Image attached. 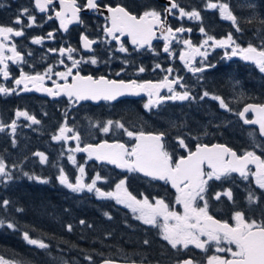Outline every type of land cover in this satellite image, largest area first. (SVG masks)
<instances>
[{"label":"snow or ice","instance_id":"1","mask_svg":"<svg viewBox=\"0 0 264 264\" xmlns=\"http://www.w3.org/2000/svg\"><path fill=\"white\" fill-rule=\"evenodd\" d=\"M59 7H55L56 0H33V7H21L9 25L0 24V75L5 80L10 78L9 62L14 65H23L27 63L24 55L18 50L15 43L9 45L13 37H23L26 28H32L37 25V17L33 11L48 14L47 20L55 19L59 21V29H54L47 33V39H55V34L59 30L67 32L69 25L79 24L85 28L80 33L81 47L90 55L87 58L81 56L80 59L74 58V53L79 49L70 44L59 49L49 48L48 52L64 57L67 54V64L64 59L59 60V64L64 66L63 71H57L55 67L49 64L43 72L34 71L27 73L21 67L20 76L12 77L16 87L9 88L0 84V94L12 95L19 94V91L43 92L50 97H67L68 104L72 107L80 104L82 101H116L124 96H140L144 94L148 97L143 107L151 111L160 106L165 101H194L196 96L191 89L184 83L181 76L173 77L174 69L169 67L161 69V65L156 63L154 69H161L167 74L162 80L139 81L137 79H110L104 75H82L81 64L97 65L101 63L99 57L95 54L94 45L105 44L108 41H114L117 47L108 49V59L114 58L116 52L128 55L130 53L127 43L122 37H127L136 53L142 50H148L153 55H159L156 52L153 41L163 40L164 53L173 55V41L182 43L184 48L179 53V59L184 63L185 68L193 74L202 73L206 68L215 67L213 64H205L209 55L208 49H225L224 57L239 56L240 59L253 63L260 73H264V31L258 33L257 38L260 44L255 45L251 42L246 47L237 43L233 33L229 32L227 36L217 39L209 35L204 26L201 25L199 31L205 36V39L199 45L192 43L190 39H184L181 35L185 32H191V28H185L183 24L180 27L173 28L169 22V17L177 20H183L187 17L189 20L200 21L201 12L195 8L191 11L181 6L179 0H167V4L161 9L153 6H144V10L138 14H133L126 5L117 3H103V0H58ZM253 10V15L247 20L251 23L256 19L255 5L248 4ZM5 7L0 3V8ZM206 9H218L221 19L230 21L236 32H242L239 18L230 10V5L222 0H207ZM85 10L102 16L105 23L98 29L103 33L102 37L95 39L87 35V25L81 17ZM54 13V15L49 14ZM25 19L27 23H25ZM47 20L45 22H47ZM264 25V18L260 19ZM19 26V27H17ZM159 33V35H158ZM44 37H34L32 44L39 45ZM231 51H227V49ZM28 55H32L31 52ZM196 57H201V66H194ZM122 63L127 66L130 64L128 59ZM29 67H33L29 65ZM125 68L116 72L120 76ZM146 68L140 66L136 69V74L144 73ZM200 79V77H198ZM46 81L51 82V87L46 86ZM238 83V82H237ZM23 86L20 88V86ZM177 86L180 90H177ZM19 89V91H18ZM166 89L168 95L161 94V90ZM244 94L241 92L237 99H242ZM206 97L219 102V107L227 112H232L238 116L245 125H254L258 127L260 137H264V103H248L239 111H234L229 103L220 95L212 94L209 91H203L199 96L200 100ZM251 114V118L249 115ZM47 115V113H45ZM64 120L60 123L56 132L51 134L52 141L63 142L65 145L69 141L75 142V147L66 148L67 160L77 169V175L73 182L61 165L58 167L57 180L60 185L66 187L73 193L87 191L94 193L97 199L113 200L116 205H121L128 209L133 219L140 221L143 225L159 229L160 239L166 242L177 254L187 252L190 247L207 253L214 247V253L206 256L204 264H264V208L261 207V201L264 199V143H258L255 131H250L253 150H245L242 154L237 153L232 148L220 144H202L197 143L193 149L188 138L190 133L183 132L182 126L173 123V128H180V134L174 137L176 145L182 149L186 155L176 156L174 152L169 151L167 143L168 133L145 132L130 129L121 120H107L103 123H94L91 125L97 128L105 135L115 133L120 130L127 136L131 143H125L115 140L109 143L103 140L100 143L92 144L84 141L81 132L75 126L68 124V111L63 113ZM23 117L31 125H39L41 121L27 110L16 109L14 118L10 123L0 120V133L8 132L11 136V146H17L16 133L19 127L17 121ZM10 130V131H8ZM207 131L203 135H207ZM192 140H198V136H191ZM257 149L261 154H257ZM76 153H85L87 159L84 164L78 163ZM34 156L39 158V163L45 165L50 163L49 157L43 152H35ZM65 152L60 153L64 157ZM27 157H25V160ZM95 159L97 162L106 163L115 166L117 169L126 170L128 173H141L144 177L152 181H162L165 185H170L175 190L174 203L168 201L164 196L148 197L141 194L142 198H137L126 187L127 177L121 178L110 190H103L98 186V182H108L107 177L96 173L90 182H85V164L89 160ZM22 163V162H21ZM57 167V163H52ZM13 169L22 171L21 164L13 163L9 165L5 156L0 153V184H7L13 181L15 172ZM254 169V170H253ZM29 180H35L41 184L49 183V179L36 175L34 173L23 172ZM233 174H238L241 180L251 183L254 180L256 189L261 190L260 194L254 189L248 188L245 196L247 209L237 206V200L232 187H223L226 181L233 180ZM251 178V180H250ZM215 182L221 183V190L212 192V185ZM234 183V180H233ZM223 198L233 206L231 220H221L210 214L211 201L223 202ZM202 202V203H201ZM12 205V201L4 199L0 201V212L7 213ZM177 206L183 211H178ZM254 209H260V218L250 216L248 212ZM16 212H22V208H16ZM104 216L109 220L112 216L105 212ZM80 225L88 228L94 225L81 219ZM18 230L17 222L7 220L6 215L0 214V229ZM69 232L73 231V225H66ZM111 235V233H108ZM23 240L31 246L40 250H48L50 245L41 237L32 238L29 231L22 232ZM143 244L148 246L151 241L145 238ZM50 255V253H49ZM103 254L101 253V256ZM84 259L88 264H95L91 255H85ZM127 261V257H125ZM0 264H24L22 261H10L0 256ZM62 264H69L67 260H62ZM101 264H117L111 257H104ZM131 264H136L132 261ZM159 264V262H157ZM169 264H202L193 257L180 258L177 255L175 260H169Z\"/></svg>","mask_w":264,"mask_h":264},{"label":"flooded vegetation","instance_id":"2","mask_svg":"<svg viewBox=\"0 0 264 264\" xmlns=\"http://www.w3.org/2000/svg\"><path fill=\"white\" fill-rule=\"evenodd\" d=\"M83 3V0H79ZM207 0L200 2L199 0H192L185 7L186 10L191 11L193 8L201 12L202 19L200 21L189 20L185 17L182 21L177 20L173 17H169V22L173 28L180 27L181 24L185 28H191V32H185L179 34L184 39H190L193 44L199 45L205 36L200 33L199 28L201 25L204 26L206 32L209 35H213L217 39L227 36L229 32L233 33L234 38H236L237 43L241 46L246 47L249 42L254 44V20L252 21L251 27L246 26L245 22L248 16L253 15V10L249 7L239 6L240 0H222V2H227L230 5V10L239 18L240 27L243 29L242 32H236L235 28L232 26L230 21L221 19L218 9H206L205 4ZM215 2V0H213ZM0 3H4L5 7L0 8V24L9 25L12 23L18 10L27 6L29 8L33 7V0H0ZM103 3H112L113 5L117 3L124 4L133 14H138L144 10V6H153L158 9L163 7L162 3L158 0H103ZM253 4V2H251ZM55 7H59L58 0H56ZM33 14L37 17V25L32 28L25 29V35L23 37H13L8 43H15L18 50L24 55L26 64L14 65L9 62L10 67V78L5 80L2 75H0V84H3L9 88H14L16 85L13 82L12 77L18 78L20 76L21 67L23 71L27 73H32L34 71L43 72L45 68L51 64L55 67L57 71H63L64 66L59 64L60 59H64L67 64L71 61L67 60V54L61 57L57 54L48 52L49 48L59 49L61 46L67 47L69 44L79 49L78 52L74 53V58L80 59L81 56L87 58L90 53L86 52L81 47L80 33L85 31V28L79 24L69 25V30L64 32L59 30L55 34V39H47V33L53 31L54 29H59V21L52 19L47 20V15L44 13H39L38 11H33ZM54 15V13H49ZM81 17L87 25V35L90 38L102 37L103 33L98 29L102 26L105 21L102 16L85 10L81 13ZM47 20V22H45ZM25 23L27 20L25 19ZM19 27V26H17ZM44 37L42 43L39 45L32 44L31 39L34 37ZM122 39L127 43V47L130 50L128 55L116 52L114 58L108 59V49H115L117 45L114 41H108L105 44L94 45L95 54L100 58L101 63L97 65L91 64H81L82 75H94L100 76L104 75L110 79H137L139 81L152 80L159 81L167 74L161 69H167L172 67L174 72L173 77L181 76L184 78V83L189 86L193 95L197 98L194 101H165L160 106L153 108L151 111L145 110L143 105L147 102L148 97L146 95L140 98H127L123 97L116 101L106 102L99 101L96 103L90 101H82L80 104L72 107L68 104L67 97H50L48 95L42 94L35 90L30 92L19 91V94L12 95H2L0 94V120L5 123H10L14 118V113L16 109L27 110L30 114L34 115L37 119L41 121L39 125H31L27 120L21 117L17 123L19 125L16 133L17 146L13 148L11 146V136L8 132L0 133V153L7 154L11 149H13V154H10L6 160L15 161L23 157H27L25 163L22 164L21 168L23 172L34 173L36 175L45 177L49 179V183L41 184L35 180H29L26 176L22 174V171H14L16 178L7 184H0V201L8 199L12 201V205L8 209L7 213L0 214L6 215L7 220H14L17 224L28 220L24 216V211L16 212V208H21L17 206L14 198L22 201L21 191L37 189L42 195H46L45 192L48 190H59L66 191L69 194H74L80 196L81 193H72L66 187L59 184L57 180L58 167L63 166L67 173L74 175L77 171L74 167L66 166V153L64 157L60 156L62 151H66V145L63 142H55L51 139V134L56 132L60 123L63 122V113L65 110L68 111V124L69 126H75L82 134L85 142L92 143L99 140L110 138L111 133L108 135L103 134L97 128L91 127L92 124L99 120L106 122L107 120H121L123 123L130 125L133 128L138 126H143L149 123H153L157 126L166 127L171 132L175 133L174 136L180 134V128H173L170 124V118L172 116L177 117L178 109L187 110L192 113V117L196 118L197 112L200 110L204 111L203 120L196 122L194 119H181L177 120L179 126H182V131L190 133V136H198L199 139L196 142H218L225 144L226 146L232 148L237 153L242 154L245 150H253L254 146L252 144V138L249 136L250 131H255V135H258V130L254 125H245L243 121L239 119L238 116L234 115L232 112H227L219 107V102L214 101L209 97L203 100L199 99L203 91L207 90L212 94L220 95L224 98L229 106L234 111L241 110L245 104L248 103H263L264 98L262 96L254 97V83L258 86H264V73L260 71H254V64L244 63L239 56L231 57L230 59L224 57L225 49H208L209 55L207 60L204 61L205 64H213L215 67L206 68L202 73L193 74L185 68L184 63L179 59V53L184 48L182 43L173 41L172 52L173 55L169 56L167 53L162 51L163 40H154L153 46L159 55H153L152 52L148 50H142L140 53H136L127 37H122ZM231 51V49H227ZM31 52L32 55H28ZM128 59L130 64L125 66L122 61ZM201 57H196L193 62L194 66H201ZM156 63L161 65V69H154ZM32 65L33 67H29ZM140 66H144L146 71L144 73L136 74V69ZM121 68H125L124 72L118 77L115 75L119 72ZM200 77V79H198ZM238 82V83H237ZM46 86L51 87V82L46 81ZM23 86L21 85L20 88ZM177 90L182 91L178 88ZM244 96L242 99H237L240 93ZM161 94L168 95L166 89L161 90ZM257 94V93H255ZM131 103L135 104L139 108V115L135 111L131 110L128 106ZM119 110L118 113L115 111ZM162 111H168L169 113L163 117L161 115ZM150 112H155V116L150 115ZM47 113V115H45ZM135 115V117H133ZM251 118V114H248ZM133 117V119L130 118ZM154 117V119H152ZM138 119V120H136ZM203 121V122H202ZM197 123V125H194ZM201 123V125L199 124ZM93 129L97 130L94 131ZM207 131V135H203L204 131ZM10 131V130H8ZM139 131V130H137ZM169 132V133H171ZM84 134H87L85 137ZM259 136V135H258ZM106 137V138H105ZM261 143H264V139L259 137ZM256 139L258 140L257 136ZM125 143H131L126 137ZM69 145L75 147L74 141H69ZM46 152V156L49 157L51 162L50 154L55 153L53 156V162L57 163V167L49 166L50 163L41 165L39 163V158L34 156L35 152ZM59 152V153H58ZM257 154H261L260 150L257 149ZM77 157V155H76ZM31 158L34 161H31ZM77 160L81 163V159L77 157ZM91 161V160H90ZM30 163L33 166L30 167ZM87 168L93 167L97 173H102L101 176L104 177L103 170L107 171V178L111 183L109 184L108 190L114 187L115 183L123 177H127L126 187H131L133 180L145 181L142 176H136L135 173H128L126 170L117 171L112 166L105 164H97L93 161L86 164ZM27 167V168H25ZM254 170V169H253ZM88 178L92 177V173L89 171L86 173ZM115 180V182H114ZM234 180V183H233ZM233 180L226 181L223 187H232L237 200V206L240 208L247 209L245 203V196L247 189H254L257 194H260L259 189H256L254 180L249 182L241 180L238 174H233ZM251 180V178H250ZM107 186V184H106ZM221 190V183L215 182L212 185V192ZM133 194V193H132ZM137 198H142L141 193ZM156 196V195H154ZM115 204V201L111 200ZM173 202V200H171ZM202 203V202H201ZM261 207L264 208V199L261 201ZM210 214L215 218L221 220H231V215L233 206L223 198L222 203H218L215 200L211 201ZM178 211H183V209L177 206ZM13 213L21 214L20 217H16ZM250 216H255L257 219L260 218V209H254L248 212ZM18 228V227H17ZM6 231L7 236L17 235L22 236V230L8 229L5 227L0 229V233ZM30 236L32 234L29 232ZM170 247V246H169ZM2 249H0V256H3ZM214 253V247L210 248L207 253L201 252L198 249L191 248L187 252H181L180 255L183 258L193 257L197 261H201L202 264L206 261L207 255H212ZM4 257V256H3ZM7 260L14 261L4 257Z\"/></svg>","mask_w":264,"mask_h":264},{"label":"trees","instance_id":"3","mask_svg":"<svg viewBox=\"0 0 264 264\" xmlns=\"http://www.w3.org/2000/svg\"><path fill=\"white\" fill-rule=\"evenodd\" d=\"M191 1L179 0V3L185 8L190 6L187 4ZM250 2L255 5L257 17L254 19V44L259 45L261 41L257 38L258 33L264 31V25L260 23V19L264 18V0H250ZM245 24L251 27L252 22L246 21ZM263 91L264 86H258L254 97L262 96ZM128 106L134 108L136 105L131 103ZM115 112L118 113L119 110ZM168 113V111H162L161 115L165 117ZM179 113L181 118L194 119L196 122L203 120L204 117L203 110L197 112L196 118H193L192 113L187 110L178 109ZM133 117L130 116L131 119ZM145 129L171 132L168 128L153 123H149ZM77 157L81 159V162L83 161L81 158L83 155L80 154ZM88 162L91 163V161ZM128 190L136 195L139 193L158 195L165 192L164 195L172 194L169 185L148 179L133 180ZM45 194L42 195L37 189L25 190L20 193L23 196L22 201L15 198L14 200L17 206H21L25 218L28 219L17 224V227L22 231H29L32 238L42 236L50 248L48 250L37 249L35 246L28 245L22 236H7L6 231H2L0 249L3 250L4 257L22 261L24 264H62V260H67L69 264L88 263L84 259L85 255H91L95 264L103 257L118 258L125 255L131 259L148 263H168L170 259L175 260L177 255L180 257V254H176L160 239L159 229L143 225L140 221L133 219L132 213L121 205H116L110 200L97 199L87 192L76 196L56 189L48 190ZM30 205L34 206L33 209L29 208ZM105 212L112 216L111 220L104 216ZM13 215L17 218L21 216L20 213H13ZM81 219L94 227L88 228L80 225ZM68 224L74 226L73 231L67 230L66 225ZM145 238L151 241L150 245L143 244ZM131 252L134 254H128Z\"/></svg>","mask_w":264,"mask_h":264},{"label":"rangeland","instance_id":"4","mask_svg":"<svg viewBox=\"0 0 264 264\" xmlns=\"http://www.w3.org/2000/svg\"><path fill=\"white\" fill-rule=\"evenodd\" d=\"M251 2H250V0H245V1H241L240 0V3H239V6H241L242 4L244 5V7H248L247 5L248 4H250ZM179 116V114L177 115V117H175V116H172L171 118H170V124L169 125H172L173 123H175L176 125H178L179 124V122L177 121V120H181V117H178ZM136 120H138V119H136ZM96 123H103V120H99V121H97ZM125 125L127 126V127H129L130 129H134L133 127H131L130 125H128V124H126L125 123ZM179 126V125H178ZM94 131H97V130H95V129H93ZM135 130V129H134ZM87 134H84V136L85 137H87L86 136ZM111 139H118V140H121V141H125V139H126V137L127 136H125V135H123L122 134V132L120 131V130H116L115 131V133H111ZM171 136V135H170ZM170 136H168L167 137V143H168V145H169V151H171V152H174L175 154H176V156H179L180 155V153L183 151L182 149H179V147L176 145V141H175V139H174V137H170ZM257 136V135H256ZM258 138V137H257ZM197 140H192L191 139V136H189V138H188V142H189V144H190V146H191V144L192 143H194V142H196ZM257 142L258 143H261V141H260V139L258 138V140H257ZM66 148H68V147H74L73 145H69V144H67L66 146H65ZM66 150V149H65ZM8 153L7 154H3L4 156H5V158H7V157H9L10 156V154H13V149H11L10 148V150L9 151H7ZM43 153H45V155H46V152L45 151H43ZM59 153V152H58ZM65 153L67 154V152L65 151ZM55 155V153L54 152H52L51 154H50V156H51V162H50V164H49V166L51 165L52 166V163H53V156ZM75 155H79L78 153H76ZM82 159H83V161L80 163L79 162V160H77L78 161V163H80V164H84V161L87 159L86 157H81ZM76 159H77V157H76ZM25 157H23V158H20V159H16L15 158V161H9V160H6V162L9 164V165H11V164H13V163H17V164H21V166H22V164L23 163H25ZM31 161H34L32 158H31ZM22 162V163H21ZM66 166L67 167H74L68 160H67V155H66ZM30 165V167H32L33 166V163H30L29 164ZM25 168H27V167H25ZM75 168V167H74ZM76 169V168H75ZM14 171H16V172H18L19 170H17V169H13ZM90 172V173H92L93 175H92V177L97 173L95 170H94V168L93 167H89V169L87 168V166H86V164H85V172L87 173V172ZM103 172H104V177H107V171H106V169L105 170H103ZM67 173V172H66ZM68 175H69V177H70V179L74 182L75 181V177H76V175H77V171H76V173L74 174V175H70V173H67ZM102 174V173H101ZM92 177H90V178H88V176H87V174H85V182H90V179L92 178ZM124 178V177H123ZM113 179V178H112ZM112 179L110 180V181H108L107 183H105V182H103V181H101V182H98V186H99V184H101V183H103L102 184V186H99V187H101L103 190H108V188H109V184L111 183V181H112ZM115 180L117 181V180H119V179H117L116 177H115ZM115 180H114V182H115ZM105 184H107V188H106V186H105ZM142 190H144L143 188H141ZM69 190V189H68ZM70 191V190H69ZM71 192V191H70ZM84 192H87V191H84ZM84 192H81V194H83ZM73 193V192H72ZM88 193V192H87ZM166 193V192H165ZM165 193H163V194H158L159 196H163ZM92 195H94L95 196V194L94 193H91ZM147 195V194H146ZM153 195H156V194H152V196ZM96 197V196H95ZM164 197H166L167 199H172L173 200V203H174V198H175V192L172 190V194L170 195V196H168V195H164ZM97 198V197H96ZM111 201V200H110ZM33 205H30L29 206V208L30 209H33ZM120 252H122V253H124L123 251H120ZM128 254H134L133 252H131V253H128ZM120 257H127V258H131V257H128L127 255H125V256H120Z\"/></svg>","mask_w":264,"mask_h":264},{"label":"water","instance_id":"5","mask_svg":"<svg viewBox=\"0 0 264 264\" xmlns=\"http://www.w3.org/2000/svg\"><path fill=\"white\" fill-rule=\"evenodd\" d=\"M162 2L166 5L167 4V0H162ZM159 34V33H158ZM246 63H251V62H248V61H245ZM42 94H45V93H43V92H41ZM45 95H47V94H45ZM142 96H144V94H141L140 96H124V97H132V98H140V97H142ZM120 98H123V97H120ZM119 99V98H118ZM90 102H93V103H96V102H94V101H90ZM254 127H256L257 128V130H258V127L257 126H254ZM148 132H150V131H148ZM152 132V131H151ZM147 133V132H146ZM258 134H259V132H258ZM262 138H264V137H262ZM103 140H107L109 143H111V142H113V141H115L116 139H102V140H99V141H97V142H93L92 144H96V143H100L101 141H103ZM123 142V141H122ZM202 144H207V143H202ZM211 144H213V143H211ZM210 145V144H209ZM194 148H195V146H194ZM193 148V149H194ZM81 154H83V155H85L86 156V154L85 153H81ZM186 155V154H185ZM92 161H94V162H96V163H98V164H106V163H102V162H97L95 159H92ZM107 165H109V164H107ZM110 166H112V167H114L115 168V166H113V165H110ZM115 169H117V168H115ZM117 170H121V169H117ZM139 174H141V173H139ZM142 175V174H141ZM174 190V189H173ZM175 191V190H174ZM102 260V259H101ZM101 260H99L96 264H101ZM116 260V262H117V264H131V262L132 261H135V260H125V259H115ZM136 262V264H157V263H147V262H144V261H135ZM82 264H85V263H82ZM159 264H169V263H159Z\"/></svg>","mask_w":264,"mask_h":264}]
</instances>
